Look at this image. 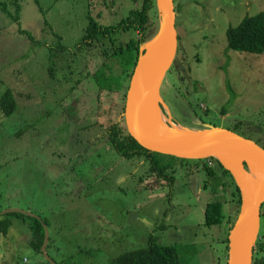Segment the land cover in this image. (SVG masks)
I'll use <instances>...</instances> for the list:
<instances>
[{
    "label": "rangeland",
    "instance_id": "374dc122",
    "mask_svg": "<svg viewBox=\"0 0 264 264\" xmlns=\"http://www.w3.org/2000/svg\"><path fill=\"white\" fill-rule=\"evenodd\" d=\"M0 2L7 3L0 8V96L11 89L17 104L10 116L0 109V212L19 209L46 220L47 251L58 264H111L146 247L150 234L176 247L182 264H227L226 239L238 215L230 178L221 174L227 186L204 188L202 162L186 159L168 171L170 183L148 172L143 159L120 156L107 131L128 134L125 87L99 92L88 75L103 57L68 53L81 41L88 14L113 24L140 1L19 0L18 11L11 0ZM174 9L178 52L160 88L161 112L190 130L230 129L264 148V52L229 49L226 40V29L263 11L264 0H174ZM11 14L39 44L18 31ZM158 17L150 12L147 38ZM130 37L138 33L121 32L116 41ZM59 45L68 51L50 74L49 48ZM218 199L223 220L206 226L205 207ZM260 212L262 233L264 202ZM9 217L0 264H46L31 246L30 216ZM260 243L264 237L254 246L258 257Z\"/></svg>",
    "mask_w": 264,
    "mask_h": 264
},
{
    "label": "trees",
    "instance_id": "16d2710c",
    "mask_svg": "<svg viewBox=\"0 0 264 264\" xmlns=\"http://www.w3.org/2000/svg\"><path fill=\"white\" fill-rule=\"evenodd\" d=\"M18 1L19 0H11L12 4L16 6V11L19 9ZM139 1V7L130 9L127 15L120 19L117 23L103 25L96 18H94L93 15L88 14V23L81 41L77 43L74 50L68 52L71 56H78L82 51L86 50L92 52L93 56L100 55L103 57L101 65L92 74L88 75V77L93 80L99 89V92L103 90L118 92L125 87L124 97L126 98L125 92L128 90L129 81L139 56V48L142 43H146L154 35L153 34L150 38L146 37L147 29L150 24V12H154L156 15H159L156 0ZM0 8L3 11H6L7 3L0 2ZM10 17L17 23L19 32L27 34L32 42L39 44V42H37L27 30L21 28L18 14H11ZM158 20L160 21L159 17ZM154 25L159 26V22H154L153 26ZM132 30L138 33L137 40L130 37V39L123 44L117 43L116 36L118 34L120 35L121 32ZM226 40L227 48L229 49L256 54L263 53L264 10L253 16H245L236 26H229L226 29ZM58 47L60 49H57V47L49 48V58L51 60L49 67L50 74L53 72L56 64V58H58L59 54H64L68 51L64 46L59 45ZM95 49L97 51L93 52ZM111 58L116 59L120 63L121 72L115 73L113 71ZM125 81H127L126 85L124 84ZM16 107L17 104L11 89L5 90L0 96L1 111L6 116H10L16 110ZM201 118L202 117H200V119ZM107 133L109 144L120 156L127 159L135 157L143 159L148 167V172L161 179L163 178L170 183H173L175 177L170 175L168 171L171 170V174H173V172H175L174 170L177 162H184V160H186L172 155L149 151L143 148L133 137L130 136L129 133L123 137H117L116 131H107ZM195 161H197L196 164H198V162H202V166H200L201 171H203L206 175L204 188L211 186V182L213 183V188L218 185L227 186L221 178L224 175L230 178V194L238 207L236 212V214H238L241 209L242 194L230 170L226 169L218 159L213 157ZM209 161H214L216 163L215 166L212 167L208 164ZM221 174L223 175L222 177ZM222 202V200L218 199L207 203L204 211V225L211 226L222 222ZM11 214L26 217V215L22 213L15 212L0 215V234L2 235H7L8 230L12 225V220L9 217ZM29 218L31 219V222L29 223V231L32 235V239L30 241L31 246L37 252L41 253L40 249L44 241L43 224L47 226V222L42 217L35 218L30 216ZM231 227L232 226H229V230ZM148 239L146 247L123 252L116 256L112 260L111 264H182L176 247L159 243L157 238L152 234L149 235ZM226 249H228V238L226 239ZM263 249V244L260 243V248L257 252L263 251ZM45 263L51 264L46 260ZM253 264H260V260L256 254L253 255Z\"/></svg>",
    "mask_w": 264,
    "mask_h": 264
},
{
    "label": "water",
    "instance_id": "95a60500",
    "mask_svg": "<svg viewBox=\"0 0 264 264\" xmlns=\"http://www.w3.org/2000/svg\"><path fill=\"white\" fill-rule=\"evenodd\" d=\"M156 3L160 13L158 29L139 48V56L126 92L124 117L127 131L149 151L184 159L213 157L221 163L222 160L239 161L242 183L249 203L244 207L242 197L241 209L229 230L227 264H253L254 246L260 230V208L264 202V148L252 139L221 127L201 130L187 128L189 133L177 136L176 139L161 127L157 119L163 105L160 88L177 53L178 35L175 28L174 0H156ZM217 131L220 134L215 136ZM250 172L257 178L251 188L247 178V173ZM232 175L236 180L235 174ZM236 183L239 186L237 181ZM240 191L242 193L241 188ZM10 212L39 218L19 209L1 211L0 215ZM43 227L44 241L40 251L46 261L57 264L46 251L49 237L46 225L43 224Z\"/></svg>",
    "mask_w": 264,
    "mask_h": 264
},
{
    "label": "bare ground",
    "instance_id": "6f19581e",
    "mask_svg": "<svg viewBox=\"0 0 264 264\" xmlns=\"http://www.w3.org/2000/svg\"><path fill=\"white\" fill-rule=\"evenodd\" d=\"M161 8V6L159 5ZM144 78H146V75H144ZM157 119L161 127L169 134L173 139H176L177 136H181L184 133H189L187 127H184L178 123H174L171 120L167 118L161 111L158 112ZM190 130V129H189ZM215 136L219 135L220 132L217 131L214 133ZM223 165L232 171V173L235 174L236 181L238 182L241 190H242V197L244 199V207L249 203V198L245 194L243 183H242V177H241V170H240V163L239 161H234V160H222ZM247 178L249 179V188L253 187L256 179L255 175L250 172L247 173ZM242 199V200H243Z\"/></svg>",
    "mask_w": 264,
    "mask_h": 264
},
{
    "label": "flooded vegetation",
    "instance_id": "af4514ba",
    "mask_svg": "<svg viewBox=\"0 0 264 264\" xmlns=\"http://www.w3.org/2000/svg\"><path fill=\"white\" fill-rule=\"evenodd\" d=\"M177 52H178V50H177ZM174 62V61H173ZM172 65H173V63H172ZM174 67H175V65H173ZM170 69V68H169ZM237 126V125H236ZM263 234V235H262ZM262 237H264V232H262V233H259L258 234V239L260 238V239H262ZM257 239V240H258ZM258 259L260 260V264H264V256H261V257H258Z\"/></svg>",
    "mask_w": 264,
    "mask_h": 264
}]
</instances>
